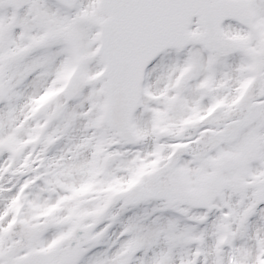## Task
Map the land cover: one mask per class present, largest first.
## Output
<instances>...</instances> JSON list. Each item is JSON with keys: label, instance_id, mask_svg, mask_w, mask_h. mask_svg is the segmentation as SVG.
<instances>
[{"label": "snow or ice", "instance_id": "snow-or-ice-1", "mask_svg": "<svg viewBox=\"0 0 264 264\" xmlns=\"http://www.w3.org/2000/svg\"><path fill=\"white\" fill-rule=\"evenodd\" d=\"M0 264H264V0H0Z\"/></svg>", "mask_w": 264, "mask_h": 264}]
</instances>
